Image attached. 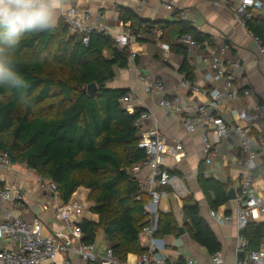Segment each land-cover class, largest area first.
Instances as JSON below:
<instances>
[{"label": "trees", "instance_id": "1", "mask_svg": "<svg viewBox=\"0 0 264 264\" xmlns=\"http://www.w3.org/2000/svg\"><path fill=\"white\" fill-rule=\"evenodd\" d=\"M134 15L129 9L120 10L125 23L134 21ZM245 25L264 46V10L246 18ZM177 29L181 35L190 33L198 44L209 38L185 20ZM84 36L70 35L61 18L54 29L22 38L14 58L28 86L22 91L0 87V149L12 162H25L52 178L66 206H80V200L88 203V211L98 221L80 222L82 240L95 242L97 231L103 229L114 255L126 260L127 254L146 250L142 228L147 223L143 211L148 195L132 171L146 159L135 125L143 111L130 113L121 102L129 90L107 85L117 69L129 66V48L116 46L104 30L90 32L88 44L83 43ZM175 50L184 56L181 71L194 80L187 49ZM92 83L97 90L89 94L85 90ZM198 182L212 210L228 201V182L205 176L202 170ZM183 212L192 239L209 254L221 251L199 204L189 197ZM178 228L173 213L160 211L159 236L178 235ZM243 233L249 248L259 249L264 243V221H250Z\"/></svg>", "mask_w": 264, "mask_h": 264}, {"label": "crops", "instance_id": "2", "mask_svg": "<svg viewBox=\"0 0 264 264\" xmlns=\"http://www.w3.org/2000/svg\"><path fill=\"white\" fill-rule=\"evenodd\" d=\"M166 4H173V8L168 9ZM70 6L79 7L81 12L85 9L89 10L88 25L96 24V17L99 16L100 22L111 34H117L127 29L142 34L141 39L133 40L128 47L130 53L135 54L134 60L129 58L127 68L117 69L116 76L107 85L109 88L129 90L133 94L134 110L138 109L149 113L139 129L140 136L157 123L167 142L170 144L177 141L182 142L185 156L181 159L183 155H178L177 158L166 155L165 166L182 177L188 185L187 198L190 197L199 204L202 216L220 241L221 253L225 259L224 264H235L238 247L237 221L222 224L211 215L212 209L200 187L198 175L202 170L205 176H212L223 182H228L227 193L233 187L238 195L246 171L245 165L238 161L245 159L246 155L239 147L238 138L232 136L220 145L218 154L207 165L202 151V134L207 124L201 122L198 124L196 132L187 133L183 128L180 115L166 112L159 106L161 95L155 91V83L158 79L163 80L167 89L166 96L180 94L186 104H206L208 98L201 92H192L190 89L180 87L181 80L188 78L181 71L184 56L175 48L183 46L187 49V61L194 76V80L191 81L200 88H212L217 85L207 77L210 72H213L211 68L213 56L222 58L227 63L239 61L243 67L242 76L244 78H240V81H244L245 85L251 89L252 96L221 105L215 114L226 122L242 124V121L236 120L232 116L230 107L236 105L255 114V106L257 104L264 105V60L258 43L229 7L215 6L209 0H146L145 2L142 0H65L63 10L58 13L57 24L62 18V12ZM123 8L129 9L135 14L134 21L125 23L120 19V10ZM180 10H186L187 22L209 36L205 42L198 44L195 48L183 44L182 35L178 33L177 25L181 20L179 18ZM81 16L83 17V14ZM224 45H227V49L223 53L220 48ZM105 55H108V52L105 51ZM131 65H134L133 69H130ZM139 74L148 76L149 81L141 80ZM123 105L126 107L125 104ZM191 114L194 115L195 112ZM259 133H264V120H256L254 123L251 135L258 136ZM254 162L255 167L252 173L255 177L256 193L264 198V157H259ZM149 171V168L142 166L140 170L133 171V174L140 182L149 174ZM0 182L5 185L17 184L27 190V203L23 208L16 209L17 214L27 220L36 216L41 217L46 220L45 230L47 233L53 231L66 243L71 245L75 243L74 237L65 227L61 217L55 213L54 208L40 199V193L31 178L0 169ZM187 198H179L170 194L161 199L159 209L162 212L173 213L178 225L184 227L183 208ZM79 203L80 206L73 203L69 207L65 206L78 222L83 219L97 222L98 216L90 213L87 209L89 204H83L81 200ZM236 204V199L228 200L217 210L221 213L235 214ZM256 221H264V216ZM98 234L100 235L98 249L104 251L106 248H110L111 244L106 239L103 229L97 231L95 243ZM163 239L167 244L165 264H181L189 257L201 262L209 261L210 254L207 249L195 242L186 230L185 234L181 236L168 234ZM142 240V246L145 247L146 237ZM138 255L139 253H129L125 259L131 264H135ZM69 256L73 259L74 264H87L74 252H71ZM60 259H62L61 256Z\"/></svg>", "mask_w": 264, "mask_h": 264}, {"label": "built area", "instance_id": "3", "mask_svg": "<svg viewBox=\"0 0 264 264\" xmlns=\"http://www.w3.org/2000/svg\"><path fill=\"white\" fill-rule=\"evenodd\" d=\"M142 1L145 2L146 0ZM209 1L215 6L229 7L243 25H245V19L250 18L254 12L264 10V0ZM166 7L172 9L173 4H166ZM89 18V10L85 9L81 12L77 6H70L62 12V19L67 25L68 33L70 35L85 34L83 37L84 44H88V34L94 30L106 31L113 37L116 46L120 48L129 47L133 40L142 37L140 32H133L131 29L111 34L100 22L99 16L96 17V24L92 25L87 24ZM179 18L187 20L186 10H180ZM250 34L258 43L264 60V46L253 33L250 32ZM181 40L190 48L198 46L190 33L183 34ZM220 49L224 53L227 45ZM130 58L134 60L135 54L130 53ZM133 68L134 65H131L130 69ZM211 68L213 72L207 75L208 80L217 83L212 88H200L195 82L186 78L180 82L181 88L190 89L192 92H201L206 96L208 98L206 104H186L180 94L166 96L165 83L158 79L155 83V91L161 95L159 106L166 112L180 115L183 128L189 134L196 132L199 123L207 124L202 134V151L207 165L218 154L223 142L232 136L238 138L239 147L246 155L245 159H240L238 162L245 165L246 171L236 198L235 214L221 213L219 210H211L210 212L222 224L237 221L238 247L235 264H264V243L259 249H250L243 233L250 221L258 220L264 216V198L256 193L255 177L252 173L255 167L254 160L264 157V133H259L258 136L251 135L256 120H264V105L257 104L255 114L236 105L230 107L232 116L243 123L226 122L222 117L216 115L215 111L221 105L229 104L230 101L237 102L250 98L252 91L245 85L244 81H240V78H244L242 76L243 67L239 61L227 63L222 58L213 56ZM138 76L143 81H149L148 76L142 74ZM132 101L133 94L131 92H127L121 98V102L126 105L130 113L135 111ZM194 112V115L191 114ZM148 115L149 113L146 111L140 114L135 123L139 129H141L143 120ZM138 146L145 150L146 159L136 164L132 170L135 172L145 166L150 171L139 184L140 189L148 195L143 211L147 223L142 228L143 235L146 237V250L137 256L135 264H165L167 244L163 237L158 235L159 203L162 198L170 194L185 198L189 193V187L182 177L165 166L164 160L166 155H172L176 158L178 155H183L182 159L185 156L184 147L180 141L172 144L167 142L161 127L157 123L142 134ZM0 169L31 178L40 193V199L54 208L55 213L61 217L75 241L71 245L53 231L44 233L46 220L39 216L27 220L22 215L17 214L16 209L23 208L27 203V190L17 184L5 185L0 183V264H74L73 259L69 256L71 252L77 254L87 264H131L127 260L118 259L111 248L101 251L95 242L87 243L82 240L83 232L80 222L66 208L60 197L58 184L52 178L42 176L25 162H12L10 156L1 149ZM60 256L62 259L59 260ZM224 263L225 259L221 251H218L210 254L208 262H201L189 257L181 264Z\"/></svg>", "mask_w": 264, "mask_h": 264}, {"label": "clouds", "instance_id": "4", "mask_svg": "<svg viewBox=\"0 0 264 264\" xmlns=\"http://www.w3.org/2000/svg\"><path fill=\"white\" fill-rule=\"evenodd\" d=\"M64 0H0V87L28 85L16 67L15 52L28 33L54 29Z\"/></svg>", "mask_w": 264, "mask_h": 264}, {"label": "water", "instance_id": "5", "mask_svg": "<svg viewBox=\"0 0 264 264\" xmlns=\"http://www.w3.org/2000/svg\"><path fill=\"white\" fill-rule=\"evenodd\" d=\"M96 90H97L96 84L92 83V84L88 85V87H87V89L85 91H87L89 94H92ZM227 198H228V200H232V199H236L237 198V194H236L235 188L232 187V188H230L228 190ZM183 234H185V229H184L183 226H179L178 235L181 236Z\"/></svg>", "mask_w": 264, "mask_h": 264}, {"label": "rangeland", "instance_id": "6", "mask_svg": "<svg viewBox=\"0 0 264 264\" xmlns=\"http://www.w3.org/2000/svg\"><path fill=\"white\" fill-rule=\"evenodd\" d=\"M162 203H163V200H162ZM100 230H101V229H99V231H100ZM44 233H47L46 230H44ZM99 236H100V235L98 234V238H97V241H96V245L99 244ZM98 247H99V245H98Z\"/></svg>", "mask_w": 264, "mask_h": 264}]
</instances>
